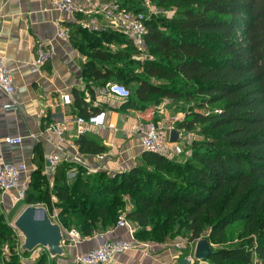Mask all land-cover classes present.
Returning <instances> with one entry per match:
<instances>
[{
    "label": "trees",
    "instance_id": "obj_1",
    "mask_svg": "<svg viewBox=\"0 0 264 264\" xmlns=\"http://www.w3.org/2000/svg\"><path fill=\"white\" fill-rule=\"evenodd\" d=\"M134 1L115 4L144 13ZM148 1L170 5L175 13L145 19L144 42L153 58L135 62L141 74L131 66L135 47L117 31H102L100 39L124 41L123 36L130 51L103 52L110 68L87 62L83 69L103 83L132 86L125 104L134 109L144 110L163 97L181 100L184 117L176 128L198 136L191 140L190 157L181 162L144 151L138 165L113 174L87 173L78 166L67 176L70 165L64 163L56 166L51 184L37 168L22 203L42 204L49 215L56 209L58 224L84 237L115 225L124 195L135 196L125 217L137 226V241L149 234L162 243L181 223L190 241L237 240L212 247L204 264H264V0ZM97 37L91 33L88 39L100 54ZM74 145L80 154L105 151L85 135ZM11 235L0 216V243ZM15 258L0 257V263L21 264ZM35 264H48L46 254Z\"/></svg>",
    "mask_w": 264,
    "mask_h": 264
},
{
    "label": "crops",
    "instance_id": "obj_2",
    "mask_svg": "<svg viewBox=\"0 0 264 264\" xmlns=\"http://www.w3.org/2000/svg\"><path fill=\"white\" fill-rule=\"evenodd\" d=\"M80 18H83L81 14L70 16L60 13L50 0H0V57L9 67L14 86L12 94L0 90V139L7 136L23 137L19 145L1 142L0 153L6 162L16 165L21 163L26 167V171L20 174L17 188L0 192V205L5 211L13 209L12 218L17 217L26 206L22 200L14 202L13 196L18 189L26 190L33 171L40 168L42 175L52 183L54 173L46 170V156L50 154L58 155V165H70L67 176L72 175L78 166L87 173L104 171L113 174L129 170L140 163L145 151L140 145V137L149 122L170 125L178 131V140L170 141L172 147L182 144L186 147L189 136H196L194 132L176 128L184 117L178 108L182 105L181 100L163 97L151 108L134 109L126 106L125 100L109 92V82L103 83L92 72L84 71L87 62L98 69L110 68L111 64L104 59L103 52L114 54L130 50L125 40L111 36L108 40L100 39L102 31L109 34L115 32L106 27L103 20L94 29L88 30L81 28ZM57 19L70 30L67 41L56 36L54 21ZM91 33L99 36L97 47L102 50L100 54L90 49L88 37ZM37 43L52 48L49 60L41 67L35 65ZM62 93L70 94V104L62 103ZM100 112L105 113L103 124L91 125L84 135L103 145L105 151L100 154H80L74 145L78 135L73 119L77 116L86 119ZM172 115L179 117L175 123L168 120ZM58 122L67 125L62 139L46 129ZM182 152L185 154L184 160L190 157V150ZM180 154L181 151L175 156V161H180ZM112 239H129L127 229L115 224L91 236H84L77 245L62 242L64 254L60 256L52 257L46 249L39 247L29 252L22 263L35 264L37 257L33 254L39 249L38 256L45 253L48 264H72L75 255ZM141 243L145 246L116 255L111 264L176 262L175 252L171 249L157 248L149 242Z\"/></svg>",
    "mask_w": 264,
    "mask_h": 264
},
{
    "label": "built area",
    "instance_id": "obj_3",
    "mask_svg": "<svg viewBox=\"0 0 264 264\" xmlns=\"http://www.w3.org/2000/svg\"><path fill=\"white\" fill-rule=\"evenodd\" d=\"M146 5L149 1L146 0ZM55 8L66 15L73 16L81 14L83 18L79 19V24L83 29H94L98 26L99 21L103 20L106 27L111 30L117 31L130 40L132 45L140 51L145 49L144 35L146 34L145 15L143 12H131L119 9L115 4V0L106 2L104 0H50ZM54 28L56 36L67 41L69 39V30L57 19L54 21ZM35 65L41 67L46 61L49 60L52 54V48L46 47L43 43H37ZM0 90L12 94L14 92L12 75L3 58L0 57ZM110 93L119 96L126 100L130 96L128 88L122 84L112 82L108 84ZM61 101L63 104L71 103V96L69 93L61 94ZM104 112L95 115H90L88 118L77 116L73 121L77 125V135H84L90 129L91 125H102L104 122ZM179 119L178 115H172L168 118L171 123H175ZM47 130L54 132L60 139L67 129L65 122H58L49 125ZM173 126L164 125L157 122H149L140 137L141 147L148 152L166 155L169 150L170 140L169 133ZM23 137L21 136H7L0 139V143H7L9 145H19L22 143ZM59 157L56 154L46 156L47 172L54 173L58 165ZM26 171L24 164H11L6 162L0 153V192H9L18 187V180L20 174ZM24 189H18L17 194L13 196L14 202L21 201L24 197ZM49 215V214H48ZM52 222H56L57 210L53 209L49 215ZM119 227L127 229L129 239L120 240L112 239L103 241L98 247L88 250L84 253L77 254L72 259V264H111L116 255L122 254L132 249L141 248L145 244L137 241L134 237L135 227L125 217L122 216L116 223ZM63 243L69 245H77L82 241L83 236L76 229H66L62 226ZM188 263L197 261L193 257V251L186 258Z\"/></svg>",
    "mask_w": 264,
    "mask_h": 264
},
{
    "label": "rangeland",
    "instance_id": "obj_4",
    "mask_svg": "<svg viewBox=\"0 0 264 264\" xmlns=\"http://www.w3.org/2000/svg\"><path fill=\"white\" fill-rule=\"evenodd\" d=\"M133 5L135 7H141L142 10L144 11V15L146 17V19H152L154 17H159V18H168L171 17L174 13H175V9L167 4H163V3H149V5H146L145 1H141L138 2L137 0L134 1ZM126 40V39H125ZM149 49L147 47H145V49L143 51L138 50L137 48H135V53H134V58H132L133 64L131 65L133 69H135L136 73L138 75L141 74V70L138 67V64L135 63L136 61H143L144 59H152L153 57L149 56L148 53ZM153 81V80H152ZM154 82H157L154 80ZM128 89L130 90L131 94H132V90L133 87L129 86ZM151 98L147 101H150L149 104L152 102V100L154 99V95L150 96ZM154 105V104H153ZM150 105L147 106V108H151ZM214 107H217L215 104L214 105H210L209 108L207 109H214ZM203 111V110H201ZM195 137H198L197 135L195 136L194 134H192L191 136H189V138L187 139L186 142V147H184V145L182 144V146L184 148H182V146H177V147H172V145H169V150L166 153V157L170 160H174L177 158L175 157L178 153H180V161H184V157L185 154L182 151H189L190 150V144H191V140H193ZM124 199H125V205L123 208V211L119 212L118 215V220L120 217L125 216V211H129L133 208L134 206V202L136 200L135 196L130 197V195L125 194L124 195ZM20 204V203H19ZM18 204V205H19ZM17 205V206H18ZM40 206H43L42 204H37ZM23 209V208H22ZM22 211V210H21ZM20 211V212H21ZM13 209L5 211L3 209V207H1L0 205V216L2 217L3 221L5 224H7L11 230L13 235L8 236V238L5 241H2L0 243V257L1 259H6L7 261L10 260V258L12 257V255H14V257H16L15 259L17 260V263H22V261H24V258H26L27 256H21V252L19 251L20 245L23 243V237L19 234V231L13 226L14 220L15 218H12V213ZM20 214V213H19ZM18 214V215H19ZM135 229H137V226H134ZM155 236V237H153ZM188 233L187 231L184 229V227L182 226L181 223H177L174 228L172 229V231L170 232L169 235L166 236L165 241L160 243L157 241H153V240H158V237L156 235H149V234H143L140 236V238H137L139 242H149L154 244L157 248L160 247H167L168 249H171V251L175 252V263L174 264H182L181 260H185L184 264H204L205 262H201L199 260L193 262V263H188L186 261V258L188 257V255L190 253H192V251L194 250V246H195V241H190L188 240ZM204 236H206L204 234ZM235 236V234H234ZM237 240H232V241H226L224 243H212V247L214 249L223 247V246H231L233 245ZM40 252L39 249H37L35 251V253L33 255H36V257H38V253ZM6 261V262H7ZM5 262V263H6ZM4 263V264H5Z\"/></svg>",
    "mask_w": 264,
    "mask_h": 264
},
{
    "label": "water",
    "instance_id": "obj_5",
    "mask_svg": "<svg viewBox=\"0 0 264 264\" xmlns=\"http://www.w3.org/2000/svg\"><path fill=\"white\" fill-rule=\"evenodd\" d=\"M169 140H178V131L172 129L169 133ZM13 226L23 237L20 245V252H32L36 248H44L52 257L64 254L62 245L63 235L58 223L52 222L46 208L40 205H27L14 220ZM213 252L212 244L205 237L195 241L193 257L204 262ZM185 263L183 259L181 261ZM1 264V263H0Z\"/></svg>",
    "mask_w": 264,
    "mask_h": 264
}]
</instances>
